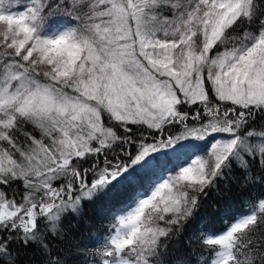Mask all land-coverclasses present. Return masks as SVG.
<instances>
[{
	"label": "snow or ice",
	"instance_id": "1",
	"mask_svg": "<svg viewBox=\"0 0 264 264\" xmlns=\"http://www.w3.org/2000/svg\"><path fill=\"white\" fill-rule=\"evenodd\" d=\"M160 157L183 164L133 187ZM221 183L264 187V0H0V264H74L50 237L101 201L80 264H167ZM244 206L186 238L196 264H264V196Z\"/></svg>",
	"mask_w": 264,
	"mask_h": 264
},
{
	"label": "trees",
	"instance_id": "2",
	"mask_svg": "<svg viewBox=\"0 0 264 264\" xmlns=\"http://www.w3.org/2000/svg\"><path fill=\"white\" fill-rule=\"evenodd\" d=\"M235 171L237 175L240 174V170L238 168H235ZM141 181H142V176H140V174L137 173L135 179L133 180V187L141 186ZM232 190L242 191L245 200H249V201H255L257 198L264 196V187L249 186L248 188L244 189V188L239 187L237 184H232L230 188H224L223 184L221 183L220 193L217 194L215 192L213 197H215V200H221L222 198H227L229 196V200L232 205H238V204L241 205L242 203H244L245 201L242 197H241L242 199L240 200L236 196L229 194ZM9 196H11V192H9ZM19 198L20 197L17 196V199ZM121 199H124V198H120L119 200ZM113 201L118 202V197L113 198ZM94 205L95 204L85 203L82 215L80 217L70 215V216H67L63 220V227L68 232V236L66 237V239H64L63 241H58L50 237V239L52 240L53 247L55 248L57 252L63 249L64 251H70L71 253H73L72 260L74 261V264H80V261L84 259V256L77 254V250L79 248L80 250H84L85 252H87V257L89 259H98V257H96L94 253H95L96 247H98L99 242H97L95 245V241L97 239L98 234L100 235L104 233L105 220H102L103 223L97 225L94 228H91L89 226V225H94L95 223L92 221H94V219L98 217V215H96L95 209L93 208ZM200 208L201 209H199V211L195 214V217L193 218V220L189 222L190 225L186 226L183 235L180 236L179 247L174 249L176 250V252H179V253L181 252L183 255L190 254L191 249L185 246V243H184L185 239L183 238L185 235H187L186 231L188 229L191 230V233L189 232L188 235L192 234L193 232H197V230H199V224L197 221V217L202 214V217L205 216L206 220H210L211 215L209 214L213 213L214 209H219V208H214L212 211L211 210L208 211L207 209H204L208 207L201 206ZM242 208H245V206H243ZM223 209L224 208H220L219 210L222 211ZM84 217L86 219H84ZM87 221L88 223H86ZM173 243H175V240L173 241ZM196 251H198L197 248H196ZM38 252L39 251L35 249L29 250V254L25 257V260L28 261V264H42V261L44 258ZM170 252L171 254H173L172 251Z\"/></svg>",
	"mask_w": 264,
	"mask_h": 264
},
{
	"label": "rangeland",
	"instance_id": "3",
	"mask_svg": "<svg viewBox=\"0 0 264 264\" xmlns=\"http://www.w3.org/2000/svg\"><path fill=\"white\" fill-rule=\"evenodd\" d=\"M163 158V157H162ZM190 162V161H189ZM177 163H181V164H183V161H178L175 157H173V167L172 168H167L166 170H164L163 172H160V171H158L157 173H153V176H151L150 177V175H148L147 176V178L142 182V187H140V188H147V186L149 185V183H151V181L154 179V178H156V177H164V178H166L167 176H169V175H171V174H174L175 173V171L177 170L176 169V165H177ZM214 193H215V191H212V192H210V194H209V196H208V198L206 199V200H203V202H202V206H204V207H208V208H204V209H207L208 211L209 210H213L214 208H224L223 210H222V212H213V213H211V214H209V215H211V219L212 220H214V221H224L225 222V219H224V214L226 213V211L227 210H231V211H233L234 213H236V214H240V213H243L242 212V207L244 206V203H242L241 205H232L231 204V202H230V200H229V196L227 197V198H222L221 200H215V197H213V195H214ZM229 194H231V195H234V196H236L237 198H239L240 200L243 198L244 199V201H246L245 200V198H244V195H243V192L242 191H239V190H232ZM217 196H219V195H217ZM242 197V198H241ZM224 199H226V200H224ZM105 206V202H97L94 206H93V208L95 209V211H96V215H98V217L97 218H95L94 219V221H92V222H94L95 224L94 225H89L91 228H94V227H96L97 225H99V224H102L103 223V221L102 220H104L105 218H106V216H101V214H100V210H101V208L102 207H104ZM212 206V207H211ZM211 207V208H210ZM84 219H86L85 217H84ZM205 220H206V218H205V216H203L202 217V214L201 215H199L198 217H197V221H198V224H199V229L203 226V222H205ZM229 220L230 221H232L233 220V217L232 216H230V218H229ZM108 221H109V219H108ZM86 223H88V221L86 222ZM190 225V223L188 224V226ZM204 227H206V229L209 231V232H211V233H213V234H219L220 232L213 226V223L210 221V220H206V223H205V225H204ZM198 231V230H197ZM189 232L191 233V230H187L186 231V233H187V235H185L183 238L186 240V238L189 236L188 234H189ZM191 235V234H190ZM170 251H172V252H176V251H174L173 249H170Z\"/></svg>",
	"mask_w": 264,
	"mask_h": 264
},
{
	"label": "bare ground",
	"instance_id": "4",
	"mask_svg": "<svg viewBox=\"0 0 264 264\" xmlns=\"http://www.w3.org/2000/svg\"><path fill=\"white\" fill-rule=\"evenodd\" d=\"M80 220V219H79ZM89 246V245H88ZM80 249V248H79ZM39 253V252H38ZM40 255V254H39ZM94 257V256H93Z\"/></svg>",
	"mask_w": 264,
	"mask_h": 264
}]
</instances>
